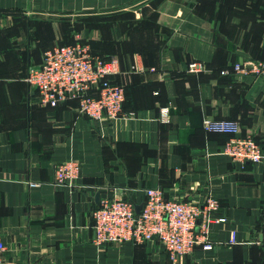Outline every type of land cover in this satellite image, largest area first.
Returning <instances> with one entry per match:
<instances>
[{
	"label": "crops",
	"instance_id": "crops-1",
	"mask_svg": "<svg viewBox=\"0 0 264 264\" xmlns=\"http://www.w3.org/2000/svg\"><path fill=\"white\" fill-rule=\"evenodd\" d=\"M73 41L118 59L114 79L135 116L103 121L76 100L39 103L29 68ZM258 62L264 0H0V264H264V160H233L223 152L231 135L204 127L237 119L264 153V76L235 68ZM70 158L81 174L57 184L55 166ZM149 187L201 205L215 196L213 248L174 263L157 240L97 244L100 201L140 207Z\"/></svg>",
	"mask_w": 264,
	"mask_h": 264
},
{
	"label": "built area",
	"instance_id": "built-area-1",
	"mask_svg": "<svg viewBox=\"0 0 264 264\" xmlns=\"http://www.w3.org/2000/svg\"><path fill=\"white\" fill-rule=\"evenodd\" d=\"M201 67L192 62L190 68ZM239 72L251 70L264 76V62L251 63L245 70L237 63ZM117 58L93 56L88 46L74 44L57 45L45 51L42 63L29 68L26 80L38 91L39 103L57 106L68 100H76L78 109L92 119L115 121L122 117L132 118L135 112H125V88L114 76L119 72ZM170 107H160V120L169 122ZM208 131L230 134L224 144V154L245 163L264 160L261 144L252 135H240L241 123L233 118H206ZM82 162L70 158L55 166L54 181L57 184H73L80 176ZM146 200L137 212V205L123 198L105 197L93 211L94 241L108 242L157 240L174 263L192 253L198 244L206 250L213 248L210 224L216 221L213 211L218 199L209 196L204 204L167 198L160 187L145 189ZM200 220V222H198ZM225 218H219L223 221ZM199 228V229H198ZM231 242H236L233 231ZM264 246V229L262 240ZM7 246L0 235V260Z\"/></svg>",
	"mask_w": 264,
	"mask_h": 264
},
{
	"label": "water",
	"instance_id": "water-1",
	"mask_svg": "<svg viewBox=\"0 0 264 264\" xmlns=\"http://www.w3.org/2000/svg\"><path fill=\"white\" fill-rule=\"evenodd\" d=\"M97 199L99 200V194L97 195ZM99 204H100V203H99ZM141 208H142V206L137 207V212H139V211L141 210ZM198 222H200V220H199Z\"/></svg>",
	"mask_w": 264,
	"mask_h": 264
},
{
	"label": "trees",
	"instance_id": "trees-1",
	"mask_svg": "<svg viewBox=\"0 0 264 264\" xmlns=\"http://www.w3.org/2000/svg\"><path fill=\"white\" fill-rule=\"evenodd\" d=\"M74 43H76V41H73V42H66V43H62V44H74ZM103 57H106V58H109V56H103Z\"/></svg>",
	"mask_w": 264,
	"mask_h": 264
}]
</instances>
